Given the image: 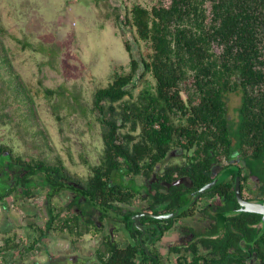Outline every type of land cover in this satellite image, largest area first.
I'll return each instance as SVG.
<instances>
[{"label":"trees","instance_id":"obj_1","mask_svg":"<svg viewBox=\"0 0 264 264\" xmlns=\"http://www.w3.org/2000/svg\"><path fill=\"white\" fill-rule=\"evenodd\" d=\"M94 3L100 6V0ZM124 10L120 23L147 52L124 39L128 62L115 64L109 82L92 93L90 111L102 141L98 163L83 160L89 169L83 178L59 157L41 153L28 159L0 142V208L6 211L9 196L44 193L47 217L43 225L29 223L30 251L51 230L77 238L99 234L90 264H162L156 242L175 222L196 216L201 200H212L208 208L214 213L204 210L210 218L205 230L194 240L174 241L167 255H177L176 264H248L250 258L264 264L262 215L238 211L234 191L239 174L242 195L255 178L264 196V0H169L151 7L136 2ZM230 93L240 95L235 118L228 115ZM170 153H180L181 161L166 163ZM225 170L230 176L182 213L168 219L142 214L137 225L132 220L142 212L166 214L187 206ZM63 191L72 197L56 211L52 200ZM108 221L122 224L126 243L105 231ZM16 237L12 227L0 228V264L23 262L25 245Z\"/></svg>","mask_w":264,"mask_h":264},{"label":"rangeland","instance_id":"obj_2","mask_svg":"<svg viewBox=\"0 0 264 264\" xmlns=\"http://www.w3.org/2000/svg\"><path fill=\"white\" fill-rule=\"evenodd\" d=\"M159 1L166 4L169 0H100L99 7L94 0H0V142L28 159L41 153L51 159L59 157L71 172L87 177L89 169L83 160L90 165L98 163L102 150L100 124L90 111L92 93L109 82L115 64L128 62L124 39H130L137 52H147L144 43H136L133 32L120 23L124 6L138 2L151 7ZM116 12L120 17L117 23ZM214 49L220 51L217 45ZM147 78L153 83L149 74ZM73 96H78V101ZM239 103V94L228 95L230 118L236 117ZM179 155L170 153L166 163L180 162ZM257 186L254 178L249 179L245 194ZM36 193L38 196L30 199L10 196L6 211L0 208V228L15 229L16 239L25 245L21 264H90L100 244L99 234L77 238L51 230L44 243L32 251L26 248L33 237L29 223L43 225L47 217L44 193ZM71 197L72 193L63 191L53 198L52 205L57 211ZM205 203H199L200 211ZM138 205L144 208L146 201L141 199ZM65 215L64 211L58 221ZM179 221L155 244L163 253L162 264H174L167 247L177 238L189 237V223L198 229L208 219L198 213L191 222ZM120 225L108 221L105 231L111 230L124 244Z\"/></svg>","mask_w":264,"mask_h":264},{"label":"water","instance_id":"obj_3","mask_svg":"<svg viewBox=\"0 0 264 264\" xmlns=\"http://www.w3.org/2000/svg\"><path fill=\"white\" fill-rule=\"evenodd\" d=\"M231 171L230 170H225L221 175H219L218 177H216L215 179H213L212 181L204 184L202 187H200L194 194L193 196V200L185 207L171 212V213H166V214H150V213H140V214H136L133 215L131 218L134 221V223L137 225V220L138 218L142 215V214H149L151 216H153L154 218L157 219H168L171 217H174L180 213H182L183 211L189 209L194 202L208 189L214 187L215 185H217L218 183L222 182L224 179H226L227 177L230 176ZM240 179H239V174H236L235 177V185H234V191H235V196L236 199L239 203V208L237 209L238 211H247V212H254V213H258L262 215V223L264 224V200L263 201H248L246 199H244L241 195V190H240ZM139 229L142 230V235L144 234V228L142 226H137ZM141 235V236H142ZM141 236H140V240H141ZM142 246L148 251V248L146 247V245L143 243Z\"/></svg>","mask_w":264,"mask_h":264},{"label":"flooded vegetation","instance_id":"obj_4","mask_svg":"<svg viewBox=\"0 0 264 264\" xmlns=\"http://www.w3.org/2000/svg\"><path fill=\"white\" fill-rule=\"evenodd\" d=\"M255 179V178H254ZM256 180V179H255ZM257 181V180H256ZM184 182L188 185L189 184V181L187 180V179H184ZM248 182H249V180H248ZM248 184V183H247ZM245 190H246V186L244 187V190H243V195H242V197L244 198V199H246V200H248V201H259V199H263L264 200V196L262 195V193L260 192V190H259V186H257L256 188H254V187H252V189H247L248 191H250L249 193L250 194H248V195H246L245 194ZM10 197V196H9ZM263 200H261V201H263ZM201 201H205L206 203V205L204 206V208H203V210H202V212L200 211L199 213H202L203 214V219L204 220H207L208 219V222H207V224L206 225H204V227H202V228H198V229H195V227L192 225V223H189L188 225H187V227H188V235H189V237L185 240V239H183V238H177V240L178 241H191V240H194V234L196 233V232H198V231H204L205 230V226H207L208 225V223L210 222V218H209V216L207 215L208 213H206V212H204V210H207L208 212H210V213H214V209L215 208H208V206H210V204H212L213 202H212V200L210 201V200H206V199H203V200H201ZM200 201V202H201ZM194 205V204H193ZM192 205V206H193ZM191 206V207H192ZM198 209H200V207L198 208ZM238 209V208H237ZM143 213V212H142ZM144 213H150L149 211H146V212H144ZM198 214V213H197ZM195 217V216H194ZM194 217H188V218H183V219H180V220H186V219H188L189 220V222H191V220H192V218H194ZM205 218H207V219H205ZM180 221H178V222H175V224H177V223H179ZM121 224V223H120ZM175 224H174V226H175ZM122 228H123V226H122V224L120 225ZM143 227V226H142ZM123 232H124V230H123ZM144 233H145V230H144ZM123 234H125V232L123 233ZM125 237H126V234L124 235ZM202 250H204L203 248H202ZM147 251V250H146ZM173 254H171V256H172ZM177 255H175L174 254V259H173V262H174V264H176V262H175V257H176ZM253 263V259H249L248 260V264H252Z\"/></svg>","mask_w":264,"mask_h":264}]
</instances>
